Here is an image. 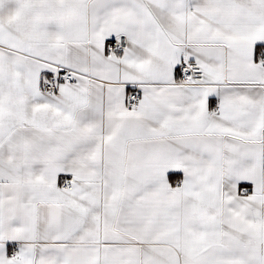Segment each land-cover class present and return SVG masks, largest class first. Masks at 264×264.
<instances>
[{"label": "snow or ice", "instance_id": "obj_1", "mask_svg": "<svg viewBox=\"0 0 264 264\" xmlns=\"http://www.w3.org/2000/svg\"><path fill=\"white\" fill-rule=\"evenodd\" d=\"M0 264H264V0H0Z\"/></svg>", "mask_w": 264, "mask_h": 264}]
</instances>
